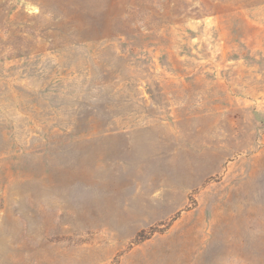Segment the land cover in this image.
<instances>
[{
	"label": "rangeland",
	"instance_id": "1",
	"mask_svg": "<svg viewBox=\"0 0 264 264\" xmlns=\"http://www.w3.org/2000/svg\"><path fill=\"white\" fill-rule=\"evenodd\" d=\"M0 264H264V0H0Z\"/></svg>",
	"mask_w": 264,
	"mask_h": 264
}]
</instances>
